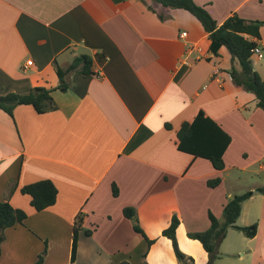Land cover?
Listing matches in <instances>:
<instances>
[{"label":"crops","instance_id":"crops-1","mask_svg":"<svg viewBox=\"0 0 264 264\" xmlns=\"http://www.w3.org/2000/svg\"><path fill=\"white\" fill-rule=\"evenodd\" d=\"M194 1L218 23L264 19V0ZM255 41L264 46V25ZM210 44L192 12L153 0H0V95L46 86L58 104L0 108V200L28 215L5 229L0 264H35L45 247L43 264H180L163 235L173 215L182 251L205 264L189 232L208 229L209 212L222 219L229 197L246 191L254 194L237 224L257 223V234L229 228L215 264H264V110L233 81L229 50ZM80 53L92 56L93 73L58 88V66ZM252 64L264 79V58ZM201 110L231 137L223 169L177 146V130ZM42 179L58 196L37 211L21 187ZM125 207L136 208L152 244Z\"/></svg>","mask_w":264,"mask_h":264},{"label":"trees","instance_id":"trees-1","mask_svg":"<svg viewBox=\"0 0 264 264\" xmlns=\"http://www.w3.org/2000/svg\"><path fill=\"white\" fill-rule=\"evenodd\" d=\"M165 7L184 8L192 12L203 24L211 40L210 48L215 53L225 46L232 58L239 65L231 71L233 81L254 93L257 104L264 110V79L252 64V48L256 46L255 38L260 37V29L264 25V19L247 20L238 14L229 16L222 23H218L204 5L197 4L194 0H153ZM93 58L89 53H80L74 56L66 66H58V88L67 90L72 82L70 76L79 72L82 74L93 73ZM31 104L40 112H48L58 108V104L52 95V88L46 86H34L26 92H8L0 95V108L9 114L17 105ZM166 126L171 128V124ZM177 146L180 150L189 152L195 156L209 159L215 168L225 167L224 153L231 142V137L210 117L205 116L201 110L192 121H185L176 132ZM220 178L210 179L208 184L216 186ZM24 194L31 197V204L37 211H42L56 203L58 189L50 179H42L21 187ZM264 193V187L259 188ZM113 194L118 195V188L113 185ZM254 194L253 191L235 194L229 197L224 206L223 218H218L209 212L210 227L204 231L189 232V237L199 240L209 254V261L205 264H215L220 258L219 246L227 235L229 228L242 231L248 237H254L258 231V224L239 226L237 220L242 212L243 202ZM124 215L133 221V228L142 234L152 244L154 240L148 238L139 224L137 210L134 207H125ZM27 212L21 208H15L7 201L0 200V256L2 254V242L4 231L18 223H23L27 218ZM180 219L173 215L168 227L163 230V235L172 241L175 255L180 264H197L193 257L188 256L179 246L177 228ZM91 234L90 230H85ZM78 228H74L72 243V261H75L78 245ZM47 248L39 255L35 264H43ZM119 264H130L121 261ZM144 264H148L146 261Z\"/></svg>","mask_w":264,"mask_h":264},{"label":"built area","instance_id":"built-area-1","mask_svg":"<svg viewBox=\"0 0 264 264\" xmlns=\"http://www.w3.org/2000/svg\"><path fill=\"white\" fill-rule=\"evenodd\" d=\"M186 35H187V32L186 31H183L181 33V37H184ZM251 52H252V57L264 58V46L260 42H258V41H256V46L252 48ZM31 63H32L31 60H28L27 61V65H29Z\"/></svg>","mask_w":264,"mask_h":264},{"label":"rangeland","instance_id":"rangeland-1","mask_svg":"<svg viewBox=\"0 0 264 264\" xmlns=\"http://www.w3.org/2000/svg\"><path fill=\"white\" fill-rule=\"evenodd\" d=\"M263 176V175H262ZM248 180H251V178H249ZM263 180V177H262V179H261V181ZM181 248V247H180ZM182 250V249H181ZM184 252V251H183ZM200 263V262H199Z\"/></svg>","mask_w":264,"mask_h":264}]
</instances>
